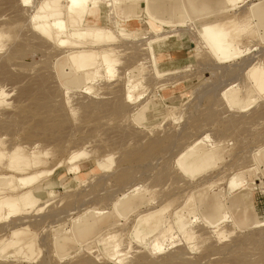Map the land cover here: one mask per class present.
Masks as SVG:
<instances>
[{
  "label": "rangeland",
  "instance_id": "obj_1",
  "mask_svg": "<svg viewBox=\"0 0 264 264\" xmlns=\"http://www.w3.org/2000/svg\"><path fill=\"white\" fill-rule=\"evenodd\" d=\"M30 1L28 7L22 5L21 0H0V34L4 36L0 42V68H8L3 69L8 75L0 74V89L8 95L6 102L0 104V149L10 154L17 149L25 154L38 152L37 157L45 161L44 165L8 176L14 175L17 183L20 177L51 170L52 174L37 180L34 187L39 182H52L55 195L42 212L37 213L38 209L30 212L25 226L17 227L15 222H19L15 219L0 224V229L6 228L0 230L4 231L1 234L4 239L15 240L14 231L24 228L27 240L33 243V251L26 244L21 250L13 247L2 253L0 249V264H119L118 260L107 258L103 243H96L110 224H104L92 235L83 238L77 235L82 222L73 225V220L84 217L85 221L93 215L96 219L111 217L109 222L117 224L111 232L115 234L113 237H119L118 251L126 259L125 264H165L168 261L178 264L182 260L190 264H264V228L250 227L256 217L264 218V93L256 90L248 76L252 65L264 67V24L252 14V6L258 4L264 8V0H244L234 9L226 0H195L209 10L202 14L189 12L190 19L186 21L180 15L184 0H125L115 8L112 17L120 23L113 29L116 42H105L93 48L101 54L106 48L116 49L114 58L120 63L117 76L111 82L99 78L90 94L83 90V83L74 86L66 81V78L83 74L68 61L73 48L54 42L49 44L32 34L30 17L35 9L31 3L44 0ZM106 16L102 9L100 24H108ZM150 16L164 22V28L169 25L173 28H167L170 31L157 39L147 24ZM246 23L251 26L243 33L240 29ZM68 26L70 29L87 28L71 22ZM207 26L223 30L230 53L240 48L244 54L220 63L196 34L197 29ZM118 29L137 38L123 39ZM93 40L87 39L88 42ZM10 54L12 59H7ZM135 68L140 70V73L135 71L139 81L144 79L139 86L143 96L138 101L128 102L127 75ZM233 87L241 89L246 101L250 94L257 99L249 108L232 105L225 97L226 90ZM26 90L32 95L25 94ZM117 107L122 108L121 112L115 111ZM60 115L61 127L56 124ZM44 118L54 120L53 131L42 133L33 129L35 121L41 123ZM204 136L208 138L203 151L187 163L203 161L192 173H184L178 161ZM82 152L86 155L80 162L76 161L80 171L74 174L68 161L74 153ZM104 161L108 162L104 163L105 167L109 165L111 169L98 168V163ZM2 174L6 172L0 170ZM233 176H239L246 183L242 189L228 194L227 183ZM134 187L141 190L133 191ZM134 197H137L134 209L121 212L122 203ZM219 200L225 202L229 213L240 216L239 224L246 229L241 231L224 223L218 232H213L204 226V215L214 210ZM116 204L122 213L121 219L117 216ZM245 211L249 216L243 219ZM157 215L164 217L162 229L172 227L176 239L175 246L170 245L171 241L165 243V251L161 253L153 252L149 244L140 243L136 237L140 220ZM191 221L197 236L196 250H192L182 236L184 227ZM162 229L150 235L148 243L160 236ZM58 233L73 237L64 252L56 248ZM221 233L228 237L226 241L219 237Z\"/></svg>",
  "mask_w": 264,
  "mask_h": 264
},
{
  "label": "bare ground",
  "instance_id": "obj_2",
  "mask_svg": "<svg viewBox=\"0 0 264 264\" xmlns=\"http://www.w3.org/2000/svg\"><path fill=\"white\" fill-rule=\"evenodd\" d=\"M8 1H10V0H8ZM226 1H227L226 4L231 6L234 9V8L239 7L240 6L239 4L243 3L244 0H226ZM21 2H23L22 5L25 4L26 6L29 5L28 7L31 6L29 4L31 2L30 0H21ZM123 2H125V0H110V1L109 0H44L41 3H37V4L31 3L32 8L35 9L33 14L30 17L31 27L33 28L32 30L34 31L32 34H34L35 38L40 39L41 41L48 42V43L54 42L60 46H69V47L73 48V49L70 48L72 50H70L71 54L69 56L68 61L73 65L74 69L77 72L79 71L83 74L73 76L71 78H66V81L69 84L74 85V86H78V85L83 83V85H84L83 90L86 93L90 94V93L94 92V90H95L94 84L95 83L98 84L97 82L99 81V78H101V79L105 78V80L109 79V82H111L112 81L111 79H114L117 76V71H118L117 68L119 67V66L117 67V65L118 64L120 65V63H119L118 59L114 58V55H117L116 49L105 47L106 50L101 54L99 52H95L93 48H94V46L101 45L105 42L112 43V44L114 42H116V37H115V33H113V29H115L117 26H119L120 23L117 20L113 21L115 19L112 17L114 15V12L116 11L115 8L118 7V5L120 3H123ZM9 3H11V2H9ZM204 3L205 2H203V4ZM205 5H206V3L204 4V6ZM259 6L260 5H258V4L252 6V14H253V17H258L260 20V23L263 25L264 24V8H262V7L260 8ZM102 9L105 10L106 15L108 16V17L106 16L108 24H105V25H102L99 23V19L101 18ZM106 9H107V11H106ZM207 10H209V9H207L206 6L204 8H202L200 6L199 2H197L195 0H184L183 10L181 11V14H180L181 19L183 21L190 19L189 12H193L195 14H202ZM221 11H224V10H221ZM225 11H227L226 8H225ZM17 12L18 11L16 10L15 14ZM132 16H134V15H132ZM132 16H130L128 18H131ZM16 18H18V17H16ZM194 18H195L194 16L191 17L192 20ZM28 21H29V19H28ZM15 22H17V20ZM69 22L74 23V24H82L83 26H86L87 28H85V29H83V28L70 29L68 26ZM186 23H188V22H186ZM147 24L149 26L150 31L157 36V39L159 38V36H161L160 34H163V33L170 31V30H167V28H173V25L165 26V28H164L163 26L165 23L158 21L157 19L154 18V16H150V18L147 20ZM4 25H6V24L4 23ZM17 25H18V23H17ZM250 26H251L250 24L246 23L245 25H243L242 29H240L241 32H243V33L248 32L250 29ZM19 28H22V27H19ZM13 31H15V30H13ZM122 31H124V30H122ZM122 31L119 30L118 33L120 34V37H122L123 39H126L129 41V39H133L136 37V35L128 34V33L122 32ZM196 34L199 35V38L203 42L204 46H206L208 48V50L211 51L213 56H215L220 63L232 61L234 58H237L240 55L244 54V53H242L244 50H242L240 48H237V49H235V51L233 53H230L229 44L225 40L226 34L221 29H218L216 27L211 28V27L207 26V27L203 28L202 30L197 29ZM155 35H153V36H155ZM165 35H168V34H165ZM170 36H172V35H169L168 37H170ZM2 37H4V36H2L0 34V42L3 39ZM89 38H93L94 40L92 42H88L87 39H89ZM155 39H156V37H155ZM134 40L136 41V39H134ZM139 40H141V39H139ZM152 43H154L155 48L158 47V44L155 41ZM144 45H146V44H144ZM87 48H91V49L88 50ZM15 50H16V48H15ZM70 51H68V52H70ZM12 57H13V55L10 54V57L7 59H12ZM3 64H5V62ZM257 65H252V66L250 65L251 67L248 66L249 67L248 76L251 79V81L253 82V84L255 85L256 90L259 93H264V67L262 66V64H261V66L260 65L257 66ZM125 67H127V66H125ZM5 68H3L1 66V68H0V74L1 75H3V73H5V71H3V69L5 70ZM6 69H8V68H6ZM136 69L140 73V70L142 68L140 67V70H139V68H135L134 71H132L131 73H129L127 75L126 100L128 102L138 101L143 96V94L139 93V86L141 83L140 81L141 80L144 81V79L142 77V79L139 81L138 76L135 75ZM6 71H8V70H6ZM5 74H7V73H5ZM101 75H104V76H101ZM41 76L42 75H40V77ZM3 79H5V78H3ZM38 80H35V81H38ZM42 82H44V81H42ZM106 82H108V81H106ZM42 84L43 83H41L40 85H42ZM142 85L144 86V84H142ZM34 86H36V85H34ZM42 86H44V85H42ZM237 88L233 87L230 90H226L227 91L226 97H225L226 100L228 99V101L232 105H235V106L236 105H244L246 108H249L255 102V100L257 99V96H250L251 95L250 94L248 101H246V99H243L241 96V93H240L241 89L239 90ZM40 89L41 88H39V90ZM67 90H69V89H67ZM74 90H72V91H74ZM26 91H28V92H24L25 94L32 95L31 92H29V90H26ZM42 91H44V90H42ZM76 91H78V90H76ZM68 92H70V91H68ZM24 93H22V94H24ZM50 93L52 94L53 92H50ZM33 94L36 95L35 92ZM43 94H44V92H43ZM20 96H22V95H20ZM47 96H49L48 93H47ZM7 97H8V95L2 89H0V104L5 103ZM23 98H24V96H23ZM37 98H39V97H37ZM113 102H112V104H113ZM35 104H38V103H35ZM120 104H121V102H120ZM40 106L41 105H39L38 108H41ZM45 108H47V107H45ZM110 108H111V106L109 107V109ZM119 108L120 107H117L116 110L114 108V110L116 112H121L122 108H120V109ZM41 109H39V110H41ZM109 109H108V111H109ZM55 111H58V110H55ZM47 112H49V111H47ZM90 112H92V110ZM49 114H50V112H49ZM29 117H31V115ZM61 117L62 116L60 115L58 121L56 122V124L59 127H61V125H62ZM44 119H45V121L42 120L41 123H38L37 121H35L37 124L35 123V126L33 127V129L34 128L38 129V130L42 131V133L45 131H49V130L53 131V130H51V128L54 125V124H52L54 122V120H50L49 118L48 119L44 118ZM33 129L31 131V133L33 132V134H34L35 131H33ZM183 131L185 132V130H183ZM126 133H128V132H126ZM126 133H124V135H126ZM55 137H58V136H55ZM121 137H123V136H121ZM127 138H128V136H127ZM207 138L208 137H206V136L201 137V139L196 141L197 142L196 146L194 148H192L186 155H184L180 161H178V166L184 173H187V174L192 173L193 170L200 164V162L203 161L202 159H197V160H194L193 162L187 163L190 160H193L194 158H196L203 151V145L206 144L205 142L207 141ZM157 146H158V144H157ZM150 149H152V148L150 147ZM166 151H168V150H166ZM5 152H6V150L3 151L0 149V170L6 172V174L0 175V224L1 223L3 224L6 221H11V220L15 219L16 221L19 222V223L15 222V225L18 227L21 224L24 225V223H26L25 221H27V219L29 220V217H27V216H29V214L30 215L32 214V213H30L31 211L38 209V211H36L37 213L42 212L44 210V208L46 206H48L50 201H53L52 197H54L55 192L53 191V183L52 182H44V183L39 182L37 184V186L34 187L35 182L37 180L41 179L44 176H48V175L50 176L52 174V171L51 170L50 171H40L39 173H37L34 176L20 177L17 179V183H16L15 182V176L14 175L8 176V175L19 174V173L24 174L26 171H28L33 166L39 167L41 165H44L45 161H40V159H39L40 157H37V154H36L38 152H36V153L32 152V153L25 154L24 151H22V149H17V151H15L11 154L8 151L6 153ZM84 154L86 155V153H84V152L74 153L71 156L70 160L68 161V163L70 162V164H71L70 171H72L74 174L79 173L80 164H77L76 161L79 160V162H80V158ZM43 156H45V154ZM106 161L109 162V158H107ZM106 161H104L102 163H98V168L102 169V170L111 169L109 165H107V167H105L104 163L105 164L108 163ZM111 176H113V175H111ZM122 177H123V175H122ZM130 177H131V175H130ZM245 183H246V181L240 179L239 176H233L227 183L228 194L234 193L235 191L242 189L245 186ZM126 184H124V185H126ZM138 188H135V190H133V191H140L141 189H138ZM136 198L137 197L130 198L127 201H125L124 203H122L120 211L124 213L127 211H131V209H134V203L136 202ZM207 201H206V203H208ZM120 202L121 201L119 200L118 203H120ZM217 203H218L217 207L215 208L216 211L214 209L211 212L204 215V218L206 220L203 221V224L205 227H209L210 229H213V232H218L221 229V224L223 225L224 223H227V224H230L231 226H233L235 229H240L241 231H243V229H246V228H243V226H241L239 224L240 223V221H239L240 216L237 218L235 215L228 212V206H226L225 202H221L219 200ZM114 207L116 208L117 216L122 217V213H120L119 210L117 209V204ZM247 212L248 211L244 212L243 217H242L243 219H245L249 216L247 214ZM97 215H98V213H97ZM107 216H108V213H107ZM123 216H124V214H123ZM119 217H118V219H119ZM121 217H120V219H121ZM96 218L97 217H95V215H93L90 218L88 217V219L85 221H83L84 217H79V218H76V220H73V222H72L73 225H75V224L79 225L82 222L80 224V226H78V228H77V235L80 236L81 238H83V237H86L88 235L94 234L97 231V229L102 227L104 224H110V226H108L109 229L106 231V233L103 234L102 236H100V239H98V238L96 239V243H98V244L103 243L104 244L103 251L107 255V258H109L110 260H118L119 264H125L124 262L126 259H124L121 256L122 254L120 253V251H118V247H119L118 238L119 237L117 235H116L117 237H113V235H115V234L113 232H111L112 227L114 228V226L117 224H113L114 222L113 223L109 222V220H111L110 219L111 217L110 218L109 217H104V218L99 217L100 219H96ZM163 222H164V217H160V215H157L154 218H149L146 220H140L139 226L137 228V235L135 234L137 239L140 241V243H143V244L145 243L147 245L149 244V246L151 247V250L153 252H159V253L164 252L165 251V243H167L168 241L172 242L170 245H172V246L176 245V242H175L176 239L172 233L173 231L171 232V230H173V229H171L172 227H170L168 229H165V227H164L162 229ZM180 223L183 224L185 222H183L181 220ZM193 223L194 222H192V221L188 222V224H187L188 227L187 228L184 227L185 229L183 230L182 236H183L185 242L189 245V247H191L192 250H196V248H195L196 245L194 242L197 239V236L195 233L196 231H194V229H193V225H194ZM250 227L255 228V229L264 228V218L261 219V218L256 217L255 220L253 221V223L250 225ZM160 228L162 229L160 236H158L153 242L148 243L147 238L150 235L154 234ZM4 229H6V228L0 229V230H4ZM24 230L25 229L23 228L22 230L17 229L14 231L15 240L4 239L5 237L4 236L2 237V235H1L2 232H4V231H0V249L2 250V253H5L9 248H13V247L20 248L19 250H21L22 246H24L25 244L28 246V248L31 251H33V243L29 239L27 240V238H26L27 233ZM71 232H73V229H72V231L70 230V233ZM66 234L69 235V233L67 231H66ZM226 234L229 235L228 233H226ZM58 236L59 237L55 241L56 248H57V250L64 252L69 247V245H71V243H72L71 238H73V237L63 236L62 234L60 235L59 233H58ZM71 236H73V235H71ZM201 236H203V235H201ZM121 237L122 236H120V238ZM219 237L221 239H223V241L224 240L226 241L228 238L227 236L225 237V235L222 233L219 234ZM24 240H27V242H23ZM139 241H138V243H139ZM257 241H259V240H257ZM136 242H137V240H136ZM53 243H54V241H53ZM202 243H204V242H202ZM207 243H208V241H207ZM255 243H258V242H255ZM256 245H258V244H256ZM53 246H54V244H53ZM204 247H206V246H204ZM256 247H258V246H256ZM93 249H95V248H93ZM93 249H91L90 251L93 252ZM144 249H147V248L145 247ZM182 253H184V252H182ZM32 255H34V253ZM182 255H185V254H181L180 256H182ZM11 257H13V255ZM142 258H144V257H142ZM174 258H175V256H174ZM214 258H216V257H214ZM172 259H173V257H172ZM219 260H220V258H219ZM173 263L176 264L175 261ZM173 263L171 261H168L165 264H173ZM254 263L256 264V262H254ZM178 264H190V262L186 263V261L183 262V260H182V262H180ZM240 264H241V262H240Z\"/></svg>",
  "mask_w": 264,
  "mask_h": 264
}]
</instances>
